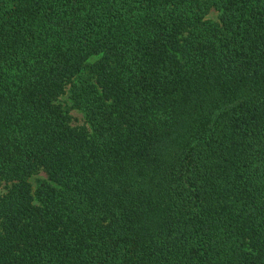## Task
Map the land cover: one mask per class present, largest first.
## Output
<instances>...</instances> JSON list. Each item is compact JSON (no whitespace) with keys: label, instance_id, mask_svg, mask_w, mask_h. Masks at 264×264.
<instances>
[{"label":"trees","instance_id":"trees-1","mask_svg":"<svg viewBox=\"0 0 264 264\" xmlns=\"http://www.w3.org/2000/svg\"><path fill=\"white\" fill-rule=\"evenodd\" d=\"M0 186V264H264V0H0Z\"/></svg>","mask_w":264,"mask_h":264},{"label":"rangeland","instance_id":"rangeland-1","mask_svg":"<svg viewBox=\"0 0 264 264\" xmlns=\"http://www.w3.org/2000/svg\"><path fill=\"white\" fill-rule=\"evenodd\" d=\"M210 16L215 18L216 12L212 11ZM93 59L94 58H92V60ZM61 101L63 102L64 105L69 107L74 124L83 123L84 115L79 109L72 106V101L70 99L69 91H67L64 95L61 96ZM44 179H46V174L44 172L40 171L37 174L31 176L29 178V181L31 182L33 189H35L37 187L38 183ZM4 190H5V188L0 186V192H3Z\"/></svg>","mask_w":264,"mask_h":264}]
</instances>
